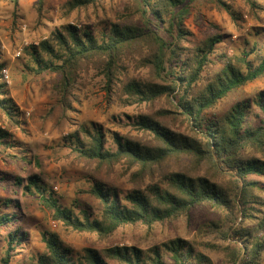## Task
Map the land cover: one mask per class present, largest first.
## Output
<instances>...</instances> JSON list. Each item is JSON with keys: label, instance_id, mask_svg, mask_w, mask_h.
Returning a JSON list of instances; mask_svg holds the SVG:
<instances>
[{"label": "trees", "instance_id": "16d2710c", "mask_svg": "<svg viewBox=\"0 0 264 264\" xmlns=\"http://www.w3.org/2000/svg\"><path fill=\"white\" fill-rule=\"evenodd\" d=\"M18 7L20 0H6ZM106 0H65L68 14L96 9ZM201 0H121L115 17L96 22L76 19L54 28L37 45L25 48L29 71L54 74V88L65 110H75L90 72L101 76L107 106L134 105L131 130L112 132L95 123L81 125L65 138L69 156L89 170L87 192L101 208L75 199L61 203L35 174L4 173L0 186L35 197L66 229L113 236L120 228L188 217L197 208L214 216L209 226L222 240L213 245L228 264H262L264 257V89L225 100L264 77V0H209L236 26L255 21L231 52L212 23L194 34L186 20ZM46 0H37L38 17ZM263 21V22H262ZM263 36V37H261ZM261 37V38H260ZM0 61V160L32 163L35 155L15 137L24 131L20 110L10 96ZM83 133L84 135H81ZM111 137L115 147L107 146ZM121 169L131 188L121 197L109 184ZM0 198V264H11L24 235L19 204ZM12 206L11 211H8ZM43 250L24 264H216L203 251L209 242L175 237L148 248L113 244L74 250L50 231L41 233ZM122 244V245H120Z\"/></svg>", "mask_w": 264, "mask_h": 264}, {"label": "rangeland", "instance_id": "374dc122", "mask_svg": "<svg viewBox=\"0 0 264 264\" xmlns=\"http://www.w3.org/2000/svg\"><path fill=\"white\" fill-rule=\"evenodd\" d=\"M36 1L20 0L18 7H15L9 1L0 0V61L6 64L3 74L6 75L4 78L9 94L18 105L20 119L24 121V131H16L15 137L27 147L29 154L35 155L30 164L21 160H0V170L4 173H20L24 177L38 175L59 197L61 203L69 205L78 199L97 212L101 205L87 192L90 172L69 156V147L64 137L81 125L91 123L103 130L120 133L131 130L135 133L128 116H133L138 108L119 104L107 106L102 78L95 72H90L84 78L86 84L80 95V102L73 104L75 110H65L54 88V74L30 72L28 69L32 63L25 48L31 44L37 45L54 28L73 23L76 19L92 24L96 22V15L112 19L115 17L113 9H122L121 0H106L96 9L89 7L70 14L64 7L65 0H46L41 18L37 14ZM230 1L235 9L243 8L242 0ZM244 19L243 24L236 26L225 11L216 8L209 0H201L186 20V27L197 35L207 29L209 23L217 25L226 37L221 46L224 45L231 52L233 46L240 45L242 37L255 24L248 17ZM262 20L264 21V14ZM259 89H264V77L246 84L227 98L225 104ZM107 146L115 147L111 137H108ZM107 181L116 187L120 197L131 188V183L127 176H122L120 168ZM12 190V185L0 186V198L11 197L19 204L17 212L22 227L20 233L24 235L20 247L13 252L11 264H24L30 254L41 252L44 246L41 233L46 230L56 233L63 243L77 251L87 247L102 249L119 243L145 249L175 237L195 239L201 243L207 241L210 247L200 248L211 255L216 264H228L222 253L214 249L222 240L213 228L206 226L208 219L214 216L206 208H197L188 217L158 224L153 229H146L142 225L127 226L120 228L109 238H102L96 234L66 229L51 218L50 213L35 197L22 194L21 189H18L17 194ZM11 209L12 206L8 211ZM3 246V237L0 236V255ZM166 262L174 264L168 254Z\"/></svg>", "mask_w": 264, "mask_h": 264}, {"label": "built area", "instance_id": "2783aa9c", "mask_svg": "<svg viewBox=\"0 0 264 264\" xmlns=\"http://www.w3.org/2000/svg\"><path fill=\"white\" fill-rule=\"evenodd\" d=\"M3 73H5V69L3 70ZM4 77L6 78V75L4 74Z\"/></svg>", "mask_w": 264, "mask_h": 264}]
</instances>
